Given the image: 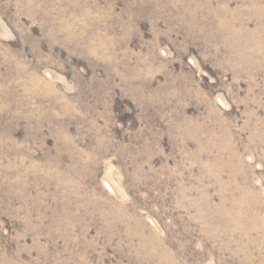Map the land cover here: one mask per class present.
I'll list each match as a JSON object with an SVG mask.
<instances>
[{
	"label": "rangeland",
	"instance_id": "rangeland-1",
	"mask_svg": "<svg viewBox=\"0 0 264 264\" xmlns=\"http://www.w3.org/2000/svg\"><path fill=\"white\" fill-rule=\"evenodd\" d=\"M0 264H264V0H0Z\"/></svg>",
	"mask_w": 264,
	"mask_h": 264
},
{
	"label": "bare ground",
	"instance_id": "bare-ground-1",
	"mask_svg": "<svg viewBox=\"0 0 264 264\" xmlns=\"http://www.w3.org/2000/svg\"><path fill=\"white\" fill-rule=\"evenodd\" d=\"M240 203V202H239ZM223 210V209H222Z\"/></svg>",
	"mask_w": 264,
	"mask_h": 264
}]
</instances>
